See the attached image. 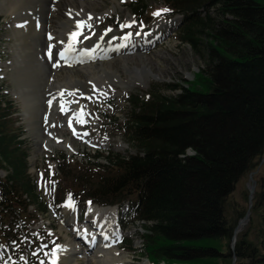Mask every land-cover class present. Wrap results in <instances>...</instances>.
<instances>
[{
    "label": "trees",
    "instance_id": "obj_1",
    "mask_svg": "<svg viewBox=\"0 0 264 264\" xmlns=\"http://www.w3.org/2000/svg\"><path fill=\"white\" fill-rule=\"evenodd\" d=\"M146 1L133 3L135 14L145 13ZM165 1L183 15L182 38L204 66L175 95L131 96L121 127L135 152H111L108 163L98 161L101 153L96 161L75 164L63 156L59 169L72 181L75 203L131 205L150 264H233L234 253L236 264H264V164L251 219L234 251L231 240L249 208L248 191L230 204L264 158V0ZM1 100L0 171L9 173L0 175V244L14 242L16 256L30 247L25 235L34 236L31 216L24 220L19 212L36 205L47 213L49 207L29 176L28 152L18 146L24 141L5 131L12 106Z\"/></svg>",
    "mask_w": 264,
    "mask_h": 264
},
{
    "label": "rangeland",
    "instance_id": "obj_2",
    "mask_svg": "<svg viewBox=\"0 0 264 264\" xmlns=\"http://www.w3.org/2000/svg\"><path fill=\"white\" fill-rule=\"evenodd\" d=\"M89 1L90 4L105 13V20L98 26L99 32L109 31V29L116 31L115 34L108 37L110 40L118 36L127 41L132 36H141L142 34H148L150 38L143 40V44L147 43L143 47V51H146L144 56H147L148 63L139 70L142 83L123 88L120 84L118 85L117 78L114 79V76H111L110 79H114L113 81L109 80L111 87L108 91L106 90L107 92H103L107 94L106 97L102 93L96 97L91 94V97L78 88L80 93H77L78 95H75L74 99L83 106L85 113L83 119L86 123H81L82 125L78 123L83 137L69 126L68 114L70 112L64 111V113L61 109L52 112L47 107L46 98L50 94L46 91L49 86H45L48 78L46 80L44 78L47 77L49 70L55 69L49 55L47 54L48 59L40 61L41 67L37 65L35 60H28L29 58L21 60L18 54L19 33L15 30L13 16L5 15L0 8V15L2 16L0 25V77L2 78V94H4V99L1 97L0 100L5 102L4 105L7 109L10 108L9 102L12 106L9 109V112L11 110L12 113L5 119V131L10 134H18L19 139L24 141L18 146L20 151L28 152L29 176L36 185L39 195L49 207L47 213L39 212L36 205H29L28 210L22 209L19 212L24 220H28V217L31 216L27 222L28 230L33 232L34 236L26 234L24 237V243L26 246L30 245L31 251L27 249L14 256L16 262L5 261L6 255H0V264H41V261L44 264H50L54 258L52 252L56 251L58 247L66 245L69 240L76 241L75 243L80 246L82 251L69 260L68 264L69 262L70 264H95L91 255L94 246L92 248L87 246L84 243L86 238L84 240L79 239L75 230L81 232V227L86 226L89 228L88 232H93V228L96 226L100 228L107 223L106 226L110 227L113 223L106 221L105 217L100 218L93 215L89 211V207L93 203L89 205L88 201L75 203L74 209L65 206L70 195L72 181L63 178L59 169L60 161L65 156L72 164L84 163L83 160L87 162L96 161L97 153L106 156L111 152L122 155L135 152L136 150L128 141L125 130L121 127V124L128 118L133 105L131 96L138 94L143 98H148L153 93L175 95L181 92L182 87L186 86L187 80L194 79L196 72L204 66V60L195 52L191 44L182 38L183 15L175 13L173 7L165 0H147L146 11L141 15L135 14L133 4L139 0ZM4 2L5 0H0V6ZM163 9L169 11L163 12ZM158 11L162 14L155 16L154 13ZM40 17L41 25L45 24V21L48 20L46 15ZM124 24H131L132 26L122 27ZM44 34H42L41 40L37 36L31 39L37 46L38 61L45 56L42 50H45L44 44H42L44 43ZM153 40H155L154 43H148ZM62 64L70 65L71 63L63 61ZM121 72L123 74L121 76L126 78L128 71L122 69ZM175 85L177 87H174ZM73 120H77L76 115ZM84 133L88 135H84ZM50 135H53V138H61L63 141H71L74 147L73 152L70 154L60 147L49 148L45 142L47 139H51ZM84 138L89 141L84 140ZM98 160L101 163H106L105 158L101 157ZM263 164L260 163L254 170L257 171L254 175L256 181V177L262 172ZM8 173L7 169L0 171L2 177ZM248 182L249 175L240 183L237 191L233 194L230 199L231 205L234 201L243 200L241 197L243 189L249 193ZM53 183L55 184L54 189ZM62 200L63 202H61ZM126 209L121 214L120 208L118 210L119 221L115 227L121 233L119 247L123 252L119 250L115 253L118 257L121 254L124 255V252L128 253L132 257L129 264H149L143 250L144 229L141 223L135 224L131 221L132 212L130 209ZM230 214H233L231 209ZM257 228L258 223L254 226V230ZM31 259L33 261L30 263ZM161 264L165 263L161 262ZM217 264L231 263L228 259L225 262L219 261Z\"/></svg>",
    "mask_w": 264,
    "mask_h": 264
},
{
    "label": "bare ground",
    "instance_id": "obj_3",
    "mask_svg": "<svg viewBox=\"0 0 264 264\" xmlns=\"http://www.w3.org/2000/svg\"><path fill=\"white\" fill-rule=\"evenodd\" d=\"M0 8L5 15L13 16L15 30L19 33L18 54L21 60L26 58L31 61L35 60L38 63L37 65L41 67L40 64L42 63L40 61L48 59L49 46H52L50 61L52 64L58 63L60 66L49 70L47 77L44 78V80L48 78V84L47 82L44 83L46 87L49 86L46 91L50 94L46 98V104L50 111H59L61 102L59 93L61 91L74 93L72 96L66 94L63 99L69 102L66 107V111L70 112L68 122L72 121L71 128L82 137L83 133L78 122H76L77 120H73L77 112L83 111V106L79 105L74 99V96L80 93L78 88L87 93L88 96L92 94L96 97L100 93L109 90L111 76H114V79L117 78L118 85L120 84L123 88L142 83L139 70L148 63L147 56H144L146 51H143V47L147 43L143 44V40H148L150 37L148 34H142L141 36H132L127 41L118 36L110 40L108 37L115 34L116 31L110 29V31L99 32L98 26L105 20V13L90 4L89 0H56V2L55 0H5ZM41 15H46L48 19L43 25L40 22ZM129 15L131 16V13ZM89 16L92 19L89 20ZM80 21H86L92 25V28L91 30L87 28L84 30L83 35L79 37L75 51L70 54L68 60H62L59 54L67 48L69 36L73 31H76L75 25ZM42 34L45 35L44 43H42L44 44L43 48H45V50L42 49L45 56H40L41 59L38 61L37 46L31 39L37 36L41 40ZM49 34L53 36L51 41L48 39ZM154 42L155 40L148 43ZM127 43L128 45H126ZM46 61L48 62V60ZM63 61L70 62L71 66L62 64ZM74 63L77 64L74 65ZM122 69L128 71L126 78L121 76ZM42 76L44 77V75ZM113 78L111 81L114 80ZM49 101H52L51 107ZM50 138L45 142L49 148L60 147L68 153L73 152L74 147L71 141L53 138V135H50ZM84 140L89 141L85 138ZM118 210L117 206L101 207L92 205L89 207V211L93 215L100 218L105 217L106 221L113 224L110 227L106 226L107 223L100 228L97 226L95 228L91 227L94 229L93 232H88L89 228L86 226L81 227V232L75 230L79 239L84 240L86 238L84 243L87 246L91 248L94 246L91 255L95 260V264H129L132 261V257L126 252H124V255H119V257L115 253L121 251L119 247L121 233L115 227L118 223ZM99 239L100 241H98ZM75 242L69 240L66 245L56 249L57 264H68L69 260L80 254L82 250ZM127 259L130 261L128 262Z\"/></svg>",
    "mask_w": 264,
    "mask_h": 264
},
{
    "label": "snow or ice",
    "instance_id": "obj_4",
    "mask_svg": "<svg viewBox=\"0 0 264 264\" xmlns=\"http://www.w3.org/2000/svg\"><path fill=\"white\" fill-rule=\"evenodd\" d=\"M169 11L168 9H163V12H167ZM162 13L160 11L154 13L155 16H160ZM92 19L91 16H89V20ZM132 25L131 24H124L122 25V27H131ZM75 28H76V31H73L70 36H69V43L67 45V48L65 49L64 52H61L59 55H60V58L62 60H68L69 57H70V54L73 53L76 49V45L77 43L79 42V37L81 35H83V32L84 30L87 28L89 30H91L92 28V25L87 23L86 21H80V22H77L76 25H75ZM110 31V29H109ZM48 39L49 41H51L53 39V36L51 34H49L48 36ZM51 48L52 46L50 45L49 46V52H48V55H49V59L52 58V51H51ZM54 67H59L60 65L57 63V64H54L53 65ZM71 66V65H69ZM69 95V96H72L74 95V93H66L64 91H61L59 93V97H60V109L62 112L66 111V107H67V101H65L63 98L65 97V95ZM102 95H104L105 97L107 96L106 93H102ZM51 104H52V101H49V106L51 107ZM85 113L83 111H81L80 113H77L76 114V119H77V122L78 123H86V121L83 119ZM71 124H72V121H69V126L71 127ZM75 134V132H74ZM84 135H88L87 133H84ZM41 178L43 179V176H41ZM55 188V184L53 183V189ZM91 204V202H89V205ZM66 207H71V208H75V202L72 200L71 198V195H69V198H68V202L67 204L65 205ZM3 246H0V248H2ZM52 256L54 257L52 259V261L50 262V264H57V256H56V251H53L52 252ZM41 264H44L43 261H41Z\"/></svg>",
    "mask_w": 264,
    "mask_h": 264
},
{
    "label": "water",
    "instance_id": "obj_5",
    "mask_svg": "<svg viewBox=\"0 0 264 264\" xmlns=\"http://www.w3.org/2000/svg\"><path fill=\"white\" fill-rule=\"evenodd\" d=\"M261 163H264V158L262 159ZM256 172L257 171H252L249 174V182L247 184L248 189H249V208H248L246 214L242 218L239 219L238 224L236 225V227L234 229V234H233L232 240H231V248L233 251L235 250L236 242L238 239V234L242 231L244 226L249 223V221L251 219V212H252L251 208L253 206V199L255 197L256 189H257V181L254 178V175L256 174ZM236 259H237V256L234 253L233 254V264H236Z\"/></svg>",
    "mask_w": 264,
    "mask_h": 264
}]
</instances>
